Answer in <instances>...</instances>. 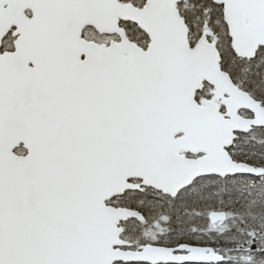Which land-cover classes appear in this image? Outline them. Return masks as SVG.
<instances>
[{
    "label": "snow or ice",
    "instance_id": "1",
    "mask_svg": "<svg viewBox=\"0 0 264 264\" xmlns=\"http://www.w3.org/2000/svg\"><path fill=\"white\" fill-rule=\"evenodd\" d=\"M0 264H264V0H0Z\"/></svg>",
    "mask_w": 264,
    "mask_h": 264
}]
</instances>
